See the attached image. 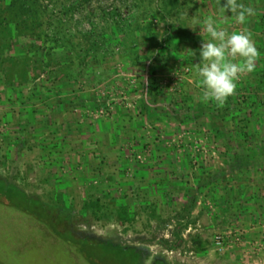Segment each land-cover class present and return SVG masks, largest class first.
<instances>
[{
  "label": "rangeland",
  "instance_id": "1",
  "mask_svg": "<svg viewBox=\"0 0 264 264\" xmlns=\"http://www.w3.org/2000/svg\"><path fill=\"white\" fill-rule=\"evenodd\" d=\"M241 2L255 15L228 12L229 31L250 33L259 57L217 106L199 99L203 37L187 25L218 0H0V177L51 204L57 225L0 197V264H119L99 241L142 248L144 264H264V193L219 189L233 155L211 126H248L264 149V0ZM153 83L180 118L147 111ZM95 199L133 221L94 219Z\"/></svg>",
  "mask_w": 264,
  "mask_h": 264
},
{
  "label": "clouds",
  "instance_id": "2",
  "mask_svg": "<svg viewBox=\"0 0 264 264\" xmlns=\"http://www.w3.org/2000/svg\"><path fill=\"white\" fill-rule=\"evenodd\" d=\"M231 12L234 22L243 24L255 15L252 7L241 0H218L213 14L194 18L187 26L193 31L199 26V35L203 37L199 55L198 75L203 103H215L223 106L236 92L238 82L256 68L255 61L259 52L251 34L245 31H229L227 13Z\"/></svg>",
  "mask_w": 264,
  "mask_h": 264
},
{
  "label": "trees",
  "instance_id": "3",
  "mask_svg": "<svg viewBox=\"0 0 264 264\" xmlns=\"http://www.w3.org/2000/svg\"><path fill=\"white\" fill-rule=\"evenodd\" d=\"M153 85L154 83L152 84L153 91H150V99L154 103V106L145 105L147 111L148 112L152 111L154 113L157 109L161 108L165 110V112H163L164 116L180 118V115L176 114V110L174 108L169 109L168 107L158 105L159 102H161L162 99L165 98V96L160 94L159 91H156L155 86ZM165 99L167 100V98ZM168 101L174 105V103L171 100ZM167 106H169L168 102H167ZM198 108H199L198 110L201 112L200 114L203 115L205 111H203L204 107H202V104H200ZM211 119L213 121L211 126L215 125L214 126L215 130H213V128L212 130L216 132V134L220 137L222 136L227 137L229 141L235 138L238 141L239 145L242 144V148H243L242 152L246 150L245 149L246 143H249L250 146H253L252 148H248V150L250 149L251 151L250 156L252 157H256V155L258 156L264 151L261 145L258 146L256 144H253L252 140H250L252 139L250 134L251 133L250 127L247 126L246 128H242L241 131H238L236 129H233L232 128L233 124L230 123L228 124L230 128L226 127L225 133L224 132L222 133L220 127L216 125L218 123L214 122V119H216V117H212ZM218 131L220 134L218 133ZM243 145L245 146L243 147ZM0 197H4V199L8 201H13L16 203L27 202L29 203L28 206H34V208L32 209L33 212H37L41 216L45 215V218H47L50 222L54 223V216L50 212L51 209L50 206H52L51 204H49L47 201L43 200L39 196L28 195L19 184H17L15 181L8 180L3 176L0 177ZM57 207L58 208L60 207L59 210H61L66 215L67 219L74 218L71 211L68 210V208L63 204ZM84 208L85 211L89 212V214L92 215V217L97 220L109 219L126 224V223H131L134 219L133 218L134 216L130 212L129 206L126 204H120L115 207H103L100 200L95 199L89 202L87 201ZM40 212L43 214H41ZM195 242L198 245L201 244L200 240L199 239L197 240V238L195 239ZM96 244H98L101 247H104L107 250V252H109V255L112 258H121L119 261H117L119 262V264H144L146 260V255H144V250L137 246H129V245L122 246L119 244H113L111 242H101V241L96 242ZM153 264H169V263L164 262L162 259H158L154 261Z\"/></svg>",
  "mask_w": 264,
  "mask_h": 264
},
{
  "label": "crops",
  "instance_id": "4",
  "mask_svg": "<svg viewBox=\"0 0 264 264\" xmlns=\"http://www.w3.org/2000/svg\"><path fill=\"white\" fill-rule=\"evenodd\" d=\"M264 81V78H263ZM260 98L264 99V91L260 93ZM230 144V149L233 157L229 160L230 168L229 171H225L222 169V171H218V183L219 189L225 192H236V189L243 188L241 185L237 186L239 183H244L245 181V193H250V195L255 194V191L260 190V192L264 193V161L261 159H253L252 156H250L251 151L248 148H252L253 146H250L249 143H246L245 146V155L242 152V144L237 145L234 147L233 141L228 142ZM227 144V143H226ZM239 144V143H238ZM252 145V144H251ZM238 148L237 150H235ZM248 152V153H247ZM249 159H251L249 161ZM262 161V162H261ZM261 162V164H260ZM254 164L259 165V169L256 167V171H254ZM245 174V176H244ZM229 175V176H228ZM238 179V180H235ZM259 180V184L254 183L255 181ZM235 184V185H234ZM221 185V186H220ZM234 188H233V187ZM244 189V188H243ZM239 193V192H238ZM232 194L229 196V198L225 197V202L229 205H231V202H233ZM222 208L224 206H221ZM232 207V206H231ZM235 207V211L239 214L241 212H244V210H247L248 207L259 208L261 206H233ZM240 211V212H238Z\"/></svg>",
  "mask_w": 264,
  "mask_h": 264
}]
</instances>
